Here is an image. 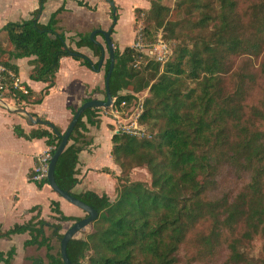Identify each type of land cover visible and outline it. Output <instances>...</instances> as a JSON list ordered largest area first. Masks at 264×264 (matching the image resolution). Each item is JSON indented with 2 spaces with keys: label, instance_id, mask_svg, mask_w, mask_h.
Returning <instances> with one entry per match:
<instances>
[{
  "label": "trees",
  "instance_id": "obj_1",
  "mask_svg": "<svg viewBox=\"0 0 264 264\" xmlns=\"http://www.w3.org/2000/svg\"><path fill=\"white\" fill-rule=\"evenodd\" d=\"M47 1L38 0L29 20L8 23L0 30L8 45L4 49L0 38L2 99L41 104L63 58L96 72L104 50L96 38L103 36L96 35L94 42L90 34L79 36L78 42L67 40L58 27L64 5L41 24ZM146 1L148 10L134 11L135 21L144 16L146 25L134 43L140 34L146 45L150 31H160L172 51L161 65L133 47L123 52L116 48L109 89L112 98L128 104L147 92L139 120L147 137L113 134L111 157L120 175L102 171L116 181L113 202L105 194L75 193L79 155L90 145L88 127L101 124V110L82 113L57 161L54 180L98 217L90 233L70 240L67 258L70 264H204L219 257L223 264H264V0H174L172 7L160 0ZM76 3L88 11L97 9ZM114 9L113 24L118 20ZM72 45L88 49L97 63ZM140 58L146 64L137 69ZM22 59H32L29 79L47 84L39 96L28 88L27 95L12 88L7 74L18 78L14 62ZM109 65L108 58L104 81ZM92 93L105 96L104 90ZM252 100L256 105L249 107ZM69 110L72 116L76 112ZM41 122L46 129L26 135L15 127L14 133L27 141L44 139L53 155L65 131ZM140 168L148 172L149 186L130 180L132 171ZM34 184L41 190L47 181ZM51 212L56 224L41 219L40 207H34L27 223L0 229V239L28 234L24 247L46 252L45 261L31 260L32 264H64L56 246L63 236L62 224L82 218L64 216L55 202ZM255 238L262 241V256L252 261L240 250ZM14 254L13 249L0 253V261L10 264Z\"/></svg>",
  "mask_w": 264,
  "mask_h": 264
},
{
  "label": "crops",
  "instance_id": "obj_2",
  "mask_svg": "<svg viewBox=\"0 0 264 264\" xmlns=\"http://www.w3.org/2000/svg\"><path fill=\"white\" fill-rule=\"evenodd\" d=\"M78 1L97 9L94 12L88 11L79 7L76 3ZM141 2L142 7L131 6L128 11L131 26L135 21L134 11L136 9H149V3L146 0H141ZM63 5L65 11L58 16V27L67 40L74 39L78 42L79 36L89 35L96 30L104 32L111 30V40L121 46L129 45L131 40L122 44L124 39L118 31L121 20L127 14L124 0L114 2L118 15L115 24L110 15L111 7L104 0H49L44 5L40 23L46 24L51 14ZM37 7L38 0H0V30L8 23L29 20ZM49 7L50 10H48ZM5 37L4 33L0 34L2 47L7 49ZM96 42L99 43L97 40ZM72 48L92 62V53L88 49L78 50L74 45ZM31 60L22 59L15 61L14 64L18 68V81L21 87L28 88L34 96H39L46 89L47 84L33 82L29 79L32 70L29 65ZM101 81L100 70L91 71L68 57L60 61L59 70L54 78V86L49 89L41 104L33 105L32 103H17L8 98L0 99V229L2 231H8L15 225L27 223L33 216L28 212L34 207H40L41 219L56 224L54 219L56 215L51 212V202L59 204L64 216L82 218V212H78L79 209L59 198L48 185L39 190L34 182H30L36 157L50 149L46 146L44 139L27 141L18 138L14 133V128L19 127L26 135L39 128L46 129L44 125L35 124L27 117V115L30 117L35 115L37 119L31 117L34 122L36 120L46 121L65 131L72 118L69 108L77 110L88 98L97 101L104 100L101 99V94L92 93L94 89L102 90ZM110 127H113L111 121L104 118L101 119L99 127H88L87 141L90 145L79 155L77 165L79 185L74 192L105 194L113 202L116 181L102 172L107 169L115 177L120 175V169L111 157V139L115 132L113 129V134H111ZM29 239L28 234L0 239V253L6 255L12 249L15 251L10 264H32L31 260L36 259L45 261V249L24 247V243ZM53 245L55 246V243ZM0 264L3 263L0 261Z\"/></svg>",
  "mask_w": 264,
  "mask_h": 264
},
{
  "label": "built area",
  "instance_id": "obj_3",
  "mask_svg": "<svg viewBox=\"0 0 264 264\" xmlns=\"http://www.w3.org/2000/svg\"><path fill=\"white\" fill-rule=\"evenodd\" d=\"M133 49L147 56L150 60H153L161 65L165 64L170 51L167 45L162 41L161 36L157 40V43L152 45H144L140 42V34H138V40L133 45ZM5 69L0 65V99L4 92V81L3 74ZM7 76L12 82V88L21 92L23 95H27V90L19 84L18 78L14 77L12 73H8ZM147 96V92L144 97L139 95L134 96L131 104L127 101H117V98H112L111 106L107 109H102L99 117L105 118L111 121L115 133H122L135 138L143 139L147 137L144 128L139 124L140 117L143 113V102ZM52 155L51 151L48 150L43 154L39 155L35 159V164L32 172L31 181L34 183H40L47 181L49 165Z\"/></svg>",
  "mask_w": 264,
  "mask_h": 264
},
{
  "label": "water",
  "instance_id": "obj_4",
  "mask_svg": "<svg viewBox=\"0 0 264 264\" xmlns=\"http://www.w3.org/2000/svg\"><path fill=\"white\" fill-rule=\"evenodd\" d=\"M109 5L111 8H113V13H115L114 3L109 2ZM97 34H100L104 37L105 44H106L108 54H109V60H110L108 73L104 81L105 98L103 101L90 100L86 103H83L82 105L78 107L75 114L72 116L70 123L68 127L66 128L64 134L61 136V141H60L59 146L56 148V150L54 151L52 155L50 165H49L48 176H47V185L52 190V192L55 193L59 198H61L68 204L82 211L86 215V217L82 218L79 222L72 224L70 228L67 229V231L63 234L62 239L60 240L59 252H60L61 259L64 264H70L67 258V254H66L67 246L70 240L76 238L77 234H79L81 231L89 227L98 217V214L95 210H93L92 208H90L89 206L81 202L80 200L76 199L72 195L61 191L57 187L55 180H54V171H55L57 161L59 157L62 155V153L64 152L68 144L69 137L71 136L74 130V127L76 126L82 113L90 109H99V110L107 109L111 106V103H112V96L110 94V89H109V80H110L111 74L114 69L115 49H114V46L111 40V30H108L107 32H104L101 30H96L92 32L89 37L91 42H94V37ZM104 57H105L104 50H102L96 72H98L101 69L103 61H104ZM27 117L29 118L30 121H32L35 124H42L40 120H36L34 122V120L30 116L27 115Z\"/></svg>",
  "mask_w": 264,
  "mask_h": 264
},
{
  "label": "rangeland",
  "instance_id": "obj_5",
  "mask_svg": "<svg viewBox=\"0 0 264 264\" xmlns=\"http://www.w3.org/2000/svg\"><path fill=\"white\" fill-rule=\"evenodd\" d=\"M113 1L115 2L117 0H113ZM124 1H125V9L127 11V14L124 17V19L121 20V22L119 24L118 31L120 32L121 36L124 39L122 41V44L123 43L126 44L130 40L131 41H130L129 45L121 46L120 44L115 43L112 40L114 49L117 48L120 52H123V50L125 48H127V47L132 48L133 45H134V40H135V37L137 35V32H139V30L142 31L144 26H146L144 24V22H145L144 16H140L139 18H137L135 23L132 26H131L130 21H129V12H128L129 9L131 8V6H135L137 8L142 7L143 4H142L141 0H124ZM160 1H161V3L163 5H165L167 7H172L173 6V2H174V0H160ZM51 6L52 5H50V7ZM50 7H49L48 10H50ZM147 28H152V27L147 26ZM159 36H161V38H163V36H162L160 31L155 32V31L151 30L150 34H149V37L146 39V45H152V44L157 43V40L159 39ZM132 37H133V39H132ZM96 40L103 46L104 54H105L104 62H103L102 67L100 69V72L102 74L101 86H102V90H104V65H105L106 60L109 58V54H108L107 49L105 48V44H104L103 39L101 37H97ZM167 47H168V50L172 49V46L169 45V44H167ZM97 61H98V59L93 57L92 63L95 64V63H97ZM145 64H146V61L143 60L142 58H140V59H138L135 62L134 67L138 69L141 65H145ZM145 94H146V92H143V93L139 94V97H144ZM104 98H105V96L101 95V99L103 100ZM250 102L251 103H250L249 107L256 105L254 100H252ZM100 110H101V112L103 111L102 109H100ZM101 119H103V118L101 117ZM113 129H114L113 127H110L111 134H113ZM130 180L132 182H137V181L138 182H143V183L147 184L148 186L150 185V182H151L150 176H149L148 172L144 168L135 169L134 171H132V173L130 175ZM64 204H67V203H64ZM78 212L81 213L82 211L78 210ZM81 214H82L81 215L82 218H84L85 214L83 212ZM72 224L73 223H63L62 224L61 234L63 235L67 231V229L70 228V226ZM91 231H92V228L89 226L86 229H84L83 231H81L79 234H77L76 238H81L83 236V234H88ZM56 246L59 247V245H57V244H56ZM240 251L248 260L254 261V260L260 259L261 256H262V241H261V239L260 238H255L254 240H252V241H250L248 243H244V245L242 246ZM204 264H223V260L220 257L216 258L214 260H209L208 259V260H206V263H204Z\"/></svg>",
  "mask_w": 264,
  "mask_h": 264
},
{
  "label": "flooded vegetation",
  "instance_id": "obj_6",
  "mask_svg": "<svg viewBox=\"0 0 264 264\" xmlns=\"http://www.w3.org/2000/svg\"><path fill=\"white\" fill-rule=\"evenodd\" d=\"M103 39H104V37H103ZM105 41V40H104ZM108 51V50H107Z\"/></svg>",
  "mask_w": 264,
  "mask_h": 264
}]
</instances>
